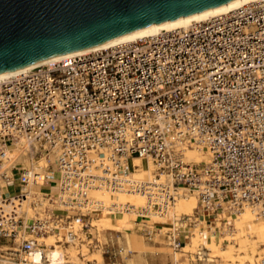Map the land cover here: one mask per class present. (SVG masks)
Listing matches in <instances>:
<instances>
[{
  "label": "built area",
  "instance_id": "obj_1",
  "mask_svg": "<svg viewBox=\"0 0 264 264\" xmlns=\"http://www.w3.org/2000/svg\"><path fill=\"white\" fill-rule=\"evenodd\" d=\"M18 146L30 168L8 159ZM184 147L211 163L184 166ZM135 156L154 162V179L122 178ZM42 172L49 204L31 200L29 215ZM102 185L145 193L143 213L163 212L178 188L196 193L211 232L246 207L264 221V0L0 80V259L28 264L41 238L72 237Z\"/></svg>",
  "mask_w": 264,
  "mask_h": 264
},
{
  "label": "bare ground",
  "instance_id": "obj_2",
  "mask_svg": "<svg viewBox=\"0 0 264 264\" xmlns=\"http://www.w3.org/2000/svg\"><path fill=\"white\" fill-rule=\"evenodd\" d=\"M255 1L258 0H234L226 5L214 9L150 25L92 48L74 51L65 55L39 62L29 67L1 73L0 80L24 72L34 66L60 60L66 56L78 55L99 49L109 48L120 43L131 42L140 38L154 36L163 31H170L176 28L187 27L194 22H200L212 17L227 14L233 10L240 8L243 5ZM182 154L184 166L190 163L200 164L211 163L212 161V154L200 148L184 147ZM8 159L13 162H19V160L23 161L24 166L28 168H30L34 164L32 159H30L31 161H29V158L26 157V151L21 146H18L14 150L10 151ZM40 164L45 165V160L43 162H40ZM129 167L130 173H128L127 176L122 177L123 179H154L155 174L158 173L157 166L152 160H146L145 158L140 156L133 157V159L130 161ZM159 173L161 177L160 182L168 181L172 176L171 173L165 171H161ZM44 174V172L41 173L38 183L36 184L37 187H40V185L43 183ZM113 196H115V198ZM36 198L42 201L44 205L49 204V200L43 192H36L33 190V187H31L28 192V199L23 202V206H21L20 211H28V214L31 215L32 208L30 206V201ZM147 201L148 197L143 192L126 191L122 187V185H117L115 187H111L110 185H102L101 188L93 192L88 204H86L87 209L101 211L102 215L93 217V222L89 224H84L82 223V221H79V219L73 221L70 228L74 232V235L72 237H69L68 241L70 242V247H67L68 249H64L62 245L59 244V242H62L61 237H56V235L50 234L41 238V241L45 242V244L49 246V248L47 249V252L45 250V254L39 251L38 253L34 254L30 259V263L43 264L44 259H48V261L50 262L49 264H65L70 258L78 259L79 253H82V255L84 256L90 255L91 253H89L90 249L87 244L88 242L86 244L84 242L81 243L78 238L79 233L83 234V238L86 237V233L84 231L86 226H88L89 230L96 227L98 229V237L100 239L105 236L104 229L106 228L117 230V232L119 233H124V230H127V227L137 224L135 223V220H137V218L135 217L137 216H146L148 218V222H143L146 225L154 224V219L172 220L175 222L176 228L181 224L187 226L186 221H189V219H191L190 216L198 207V197L196 195H188L185 192L184 188H178V190L175 192L174 201L170 203L163 212L149 210V212L143 213L140 208L142 206H145L147 204ZM230 219H232V221L234 220L235 222L233 231H229L228 223L223 222L221 218L218 217L217 222H215L216 224L211 225V232L208 228L203 226L201 218H198L195 222L199 223V225L193 224L195 225V228L190 230L191 235L189 241L182 245L176 244L177 242L175 243L174 240L172 243H170L173 246L172 254L175 260H191L194 259V256L197 255L206 264H264V255L262 256V253L264 252V221H255V215L249 207H246L238 214L231 216ZM114 220H120V222L117 225H114ZM222 224L225 230L228 231L227 233L221 231ZM190 225L192 224L190 223ZM163 228H166V230L161 229V231L156 236L157 239L161 234L170 236L171 231L169 230H172L173 233V230L175 229L174 227L170 226H164ZM64 230L67 231L68 228L65 227ZM218 230L224 234L223 238L228 240L227 248H223L221 246L220 238H217ZM127 240L131 248L133 244H144L143 242L133 241L130 237V232L128 233ZM80 247L81 249L79 250ZM95 249L97 248L95 247ZM100 249L98 251H100ZM120 250L121 252L130 251L127 250L124 245L120 248ZM5 259L7 262L9 258L6 257ZM97 259L100 262L103 261V256L101 253L97 256Z\"/></svg>",
  "mask_w": 264,
  "mask_h": 264
},
{
  "label": "water",
  "instance_id": "obj_3",
  "mask_svg": "<svg viewBox=\"0 0 264 264\" xmlns=\"http://www.w3.org/2000/svg\"><path fill=\"white\" fill-rule=\"evenodd\" d=\"M234 0H0V74Z\"/></svg>",
  "mask_w": 264,
  "mask_h": 264
},
{
  "label": "rangeland",
  "instance_id": "obj_4",
  "mask_svg": "<svg viewBox=\"0 0 264 264\" xmlns=\"http://www.w3.org/2000/svg\"><path fill=\"white\" fill-rule=\"evenodd\" d=\"M190 148H194V147H190ZM29 161H31V160L29 159ZM43 161L44 160H41L40 162H43ZM21 162H23V161H21ZM33 190L36 192L46 191V189L41 188V186L37 187V185L33 186ZM185 192L188 195H196L197 196L196 193H189L186 190H185ZM113 197L115 198V196H113ZM101 215H102L101 211H98L97 213H91L84 220L85 222L82 221V223H84V224L92 223L94 220L93 217H98ZM198 215H199V213H198V210L196 209L194 211V213L190 216L191 219H189V221H186L187 226L181 224V225H179V227H176V228H175V222L172 220L154 219V224L146 225L143 223L146 221H144L142 219V217L137 216V217H135V218H137V220H135L136 221L135 223H137V224H134L132 226L127 227V230H124V233H119V232H117V230L106 228V229H104L105 236L101 239L98 237V229L96 227L92 228L91 230H88V226H86L85 230H84L86 233L85 234L86 237L83 238L82 237L83 234L79 233L80 235L78 234V238H79V241H81V243L84 242L86 244L88 242L87 244H88L89 249H90L89 253H91V254L86 255V256H88V257H86V256L82 255V253H79L78 259L77 258L68 259L69 258V256H68V258H67L68 262L65 264H206L197 255L194 256V259H191V260H187V259H179L178 261L175 260L173 254H172L173 246L170 244L173 242V240L176 243L175 238L177 237L178 232H180V231L185 232V234H184L185 236L182 237L183 242L181 243V245L185 244L187 241L190 240V235H191L190 230L195 228V225H193V224L199 225V223L195 222L199 218ZM123 216H124V214H123ZM183 217H185V216H183ZM76 220H78V219L77 218L74 219V221H76ZM79 221H81V220H79ZM255 221H263V220L255 218ZM119 222H120V220H114L113 224L117 225ZM189 222L192 225H190ZM202 224L204 227L208 228L205 222H203ZM215 224L216 223H213L212 225H215ZM229 225H230L229 231H233L234 225H235L234 220L231 221L229 223ZM164 226L174 227L175 228L173 230L174 232L172 233V230H169V231H171L170 236L168 234H166L168 236H165V234H161L159 236V238L157 239L156 236L161 231V229L166 230V228L165 229L163 228ZM148 229L152 230L153 232L151 234L146 233L149 231ZM221 229H222L221 231H223L224 233L228 232L223 227V224L221 225ZM221 231L218 230L217 238H220L221 246L223 248H225V247L227 248L228 240L223 238L224 234ZM66 232L67 231L63 229L61 234L50 233L52 235H56V237H61L62 242H59V244L62 245V247L64 249H68L70 247V242L68 241L69 239L64 236V233H66ZM129 232H130V237L133 241L143 242L144 244L143 245L138 244L139 246L137 244H133L132 248H131L130 244L127 242ZM50 234H48V235H50ZM80 238H82V239H80ZM85 239H86V241H85ZM156 240H159V241L157 242ZM124 241H125V243H124ZM176 244H178V243H176ZM123 245L127 248V250H130V251L122 253L120 248ZM94 246L97 249H95ZM44 248L46 249V252H47V249L49 248V246H47L45 244ZM80 249H81V247L79 248V250ZM92 249H94V250H92ZM99 249H100V251H98ZM138 249L140 252L138 251ZM142 251H143V253H142ZM263 251H264V246H263ZM99 252L102 254L104 262L103 261L100 262L97 259V256L100 254ZM263 255H264V252L262 253V256ZM94 256H96V257H94ZM84 257L87 259H85ZM3 261H6V260L0 259V264H8L11 262L9 260H7V262H3ZM17 261H18L17 263L20 264L19 259ZM49 263L50 262L48 261V259H44L43 264H49ZM10 264H16V263H10ZM28 264H31V263H28Z\"/></svg>",
  "mask_w": 264,
  "mask_h": 264
},
{
  "label": "crops",
  "instance_id": "obj_5",
  "mask_svg": "<svg viewBox=\"0 0 264 264\" xmlns=\"http://www.w3.org/2000/svg\"><path fill=\"white\" fill-rule=\"evenodd\" d=\"M160 240V239H159ZM159 240H156L157 242L159 241ZM124 243H125V241H124ZM123 253V252H122Z\"/></svg>",
  "mask_w": 264,
  "mask_h": 264
}]
</instances>
